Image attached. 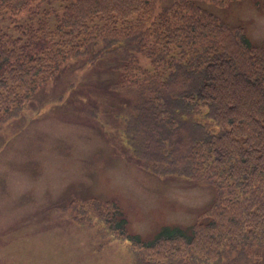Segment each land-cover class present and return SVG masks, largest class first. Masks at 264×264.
Listing matches in <instances>:
<instances>
[{"label": "trees", "instance_id": "obj_1", "mask_svg": "<svg viewBox=\"0 0 264 264\" xmlns=\"http://www.w3.org/2000/svg\"><path fill=\"white\" fill-rule=\"evenodd\" d=\"M36 1L0 0L15 30L0 29V130L48 83L58 85L70 60L111 59L118 77L101 93L119 102L123 159L211 186L215 196L193 224L164 225L150 239L130 229L114 199L62 198L47 209L105 242H126L130 264L264 261V43L206 7L237 0H63L53 26L48 15L20 23ZM75 111L96 125L97 105Z\"/></svg>", "mask_w": 264, "mask_h": 264}, {"label": "rangeland", "instance_id": "obj_2", "mask_svg": "<svg viewBox=\"0 0 264 264\" xmlns=\"http://www.w3.org/2000/svg\"><path fill=\"white\" fill-rule=\"evenodd\" d=\"M65 3L37 0L19 22L35 24L48 15L53 26ZM206 5L221 19L243 25L253 44L264 43V0ZM0 29L15 34L9 13L0 14ZM84 60H70L58 85L48 83L20 117L0 130V264H130L126 242L111 237L105 242L58 209H47L62 198L114 199L130 229L150 239L164 225L193 224L215 197L211 186L157 177L123 159L122 115L115 110L119 102L101 93L102 86L117 79L118 70L111 59L91 67ZM69 84L73 88L62 101ZM84 102L97 105L92 120L104 133L72 117L79 115L75 106Z\"/></svg>", "mask_w": 264, "mask_h": 264}]
</instances>
